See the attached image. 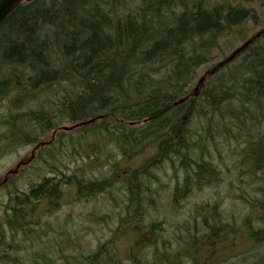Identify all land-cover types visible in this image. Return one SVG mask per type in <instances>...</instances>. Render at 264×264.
<instances>
[{"label": "trees", "instance_id": "trees-1", "mask_svg": "<svg viewBox=\"0 0 264 264\" xmlns=\"http://www.w3.org/2000/svg\"><path fill=\"white\" fill-rule=\"evenodd\" d=\"M250 3L33 0L6 18L0 25V157L22 146L43 148L28 172L5 176L0 185V264H123L117 244L128 237L135 240L130 259L144 253L143 244L159 248L154 261L138 257L132 264H218L209 261L216 241L208 244L188 229V243L173 250L171 244L184 239L166 242L162 226L142 225L143 209L155 202L152 184L166 169L186 175L173 188L174 206L192 186L214 183L218 172L208 160L209 145L224 132L251 137L264 120V37L216 62L223 56L222 38L246 22L260 23ZM206 65L212 69L195 82L205 91L199 100L189 93ZM59 130L54 139L39 141ZM256 145L253 167L263 171L264 141ZM117 194L126 197L128 214L110 240L90 253L38 249L28 261L14 252L13 239L7 241L37 242L67 196L78 203L99 196L114 201ZM258 207L244 231L257 244L247 253L264 246L263 199ZM198 218L207 233L235 240L237 233H226L216 214ZM160 241L166 243L162 255Z\"/></svg>", "mask_w": 264, "mask_h": 264}, {"label": "rangeland", "instance_id": "rangeland-1", "mask_svg": "<svg viewBox=\"0 0 264 264\" xmlns=\"http://www.w3.org/2000/svg\"><path fill=\"white\" fill-rule=\"evenodd\" d=\"M239 1L241 0H231L232 3ZM249 6L259 14L260 23L253 25L250 22H246L240 31L232 30L229 38H222L220 46L223 49H221L223 56L217 55V63L231 56L248 41L258 36L264 37V0H251ZM241 32L244 35L243 40L240 35ZM229 40H233L235 43ZM261 43L264 44V40ZM207 66H203L205 68L202 67L198 74H195L194 82L191 85H195L199 78L212 69H208ZM205 69L207 70L206 72ZM62 94L59 95L60 98ZM209 116L210 112L207 113V117ZM65 126L68 125L65 124ZM249 135V132L246 135L228 132L224 138H216V142L209 145L208 160L214 164L218 172V178L209 186H192L194 191L191 194L189 190L186 195H179V206H174L171 198L173 188L181 183V175L185 178V173L182 172L180 174L178 170L174 172L171 169H166L165 173L160 174L159 182L152 184L153 191H156V194L152 193L155 202L153 204H151V201L149 202V206L146 208L147 211L144 207L145 215L142 225L160 223V226L164 228L163 239L166 242L174 236L184 239L183 242L171 244V249L174 250L178 244L188 243L190 238L184 236V230L188 229L196 232L197 236L203 235L204 240L210 244L211 240H208L207 232L201 228L198 216L201 213L209 217L212 214H216L223 223L225 232H236L237 235H235L234 241L239 245L243 244L245 241L241 236L244 235L247 227L252 225L254 217L258 215L254 210L259 208L261 211L258 206L260 201L264 200L261 196V193H264V170L261 171L253 167L254 155L259 150L256 143L261 144L264 141V120L259 125V130H255L251 137ZM49 140L50 138L48 137H42L39 141L46 143ZM32 148L31 146L19 147L0 157V183H2L6 173H14L18 163L23 164L16 170V172L19 171L18 176L28 172V165L25 166L26 164L24 163L28 161ZM102 151L100 150L99 153L101 154ZM196 151L200 153L201 150L197 148ZM260 153L264 155V150L261 149ZM180 191L179 188L178 193ZM4 198L3 192L0 191V202ZM125 200V196L122 197L117 194L114 201L108 196H99L94 200L80 201L78 204L70 202L71 199L67 196L60 210L47 218V223L42 227L41 237L37 242L25 241L22 243L19 238L10 237H7V241L13 239L12 242L17 244V249L14 252L18 253L23 260L28 261L32 259L35 250L38 249L50 254L55 253L57 250L64 254L80 251L84 252V254L90 253L102 243L109 241L114 231L119 228V219L128 214V210L125 208ZM206 205L208 207H205ZM205 208L207 209L204 210ZM129 227L131 228L132 226ZM132 228L134 233L135 227ZM223 238L227 239L224 236ZM134 241L127 246L121 240L117 244L120 253L123 254L118 253L117 257L123 264H132L138 257L142 261L151 262L155 260L152 254L158 253L159 248L147 249L143 246L144 244L141 246L144 253L141 254L142 252L140 251L138 252V257L134 256L130 259L129 254ZM137 241L139 243V240ZM158 245L161 248L166 243L160 241ZM220 245L222 246L223 244ZM249 248L253 249L252 245L249 244ZM163 252L164 249L161 248L160 254L162 255ZM235 253H232V255ZM252 254L258 256H256L258 264H264V246H262L261 252ZM237 257L240 258V264H246L242 256ZM141 260L139 259V262L143 264ZM209 261L221 264L217 261ZM226 264H233V262L229 258Z\"/></svg>", "mask_w": 264, "mask_h": 264}, {"label": "water", "instance_id": "water-1", "mask_svg": "<svg viewBox=\"0 0 264 264\" xmlns=\"http://www.w3.org/2000/svg\"><path fill=\"white\" fill-rule=\"evenodd\" d=\"M22 0H0V23Z\"/></svg>", "mask_w": 264, "mask_h": 264}, {"label": "bare ground", "instance_id": "bare-ground-1", "mask_svg": "<svg viewBox=\"0 0 264 264\" xmlns=\"http://www.w3.org/2000/svg\"><path fill=\"white\" fill-rule=\"evenodd\" d=\"M33 0H22L13 10H12V12L11 13H9V15L10 14H12L18 7H19V5L20 4H22L23 2H32ZM1 25V24H0Z\"/></svg>", "mask_w": 264, "mask_h": 264}]
</instances>
